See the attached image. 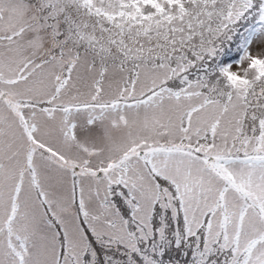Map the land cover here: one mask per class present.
<instances>
[{
    "label": "snow or ice",
    "instance_id": "snow-or-ice-1",
    "mask_svg": "<svg viewBox=\"0 0 264 264\" xmlns=\"http://www.w3.org/2000/svg\"><path fill=\"white\" fill-rule=\"evenodd\" d=\"M0 264H264V0H0Z\"/></svg>",
    "mask_w": 264,
    "mask_h": 264
}]
</instances>
